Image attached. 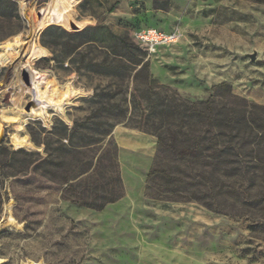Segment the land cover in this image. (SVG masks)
<instances>
[{"label": "rangeland", "instance_id": "obj_1", "mask_svg": "<svg viewBox=\"0 0 264 264\" xmlns=\"http://www.w3.org/2000/svg\"><path fill=\"white\" fill-rule=\"evenodd\" d=\"M22 1L8 0L0 9V53L4 43L31 33V14ZM45 4L37 0L35 11ZM74 14L88 21L78 31L48 25L34 34L45 54L32 65L60 89L71 87L75 97L62 113L22 119L20 137L28 142L23 147L10 140L15 123H4L0 227L8 207L18 226L0 230V264H264V231L250 228L264 222V214L243 210L232 199H218L214 212L195 201L146 197L157 142L149 158L127 154L120 162L114 136L123 127L157 140L153 132L163 122L167 89L202 102L214 86L226 83L234 95L264 106V5L248 0H77ZM47 28L54 34L87 31L92 41L72 53L62 45L48 48L43 43L52 35L41 36ZM149 28L176 33L177 41L148 53L134 35ZM17 51L14 58L0 60V85L19 59ZM9 99L0 92V114L12 116ZM24 100L25 108L28 96ZM115 149L124 196L102 210L64 199L61 177L44 175L51 169L44 159L63 162L69 177L81 168L86 172L80 178L94 169L98 174L105 154ZM17 150L38 156L14 154ZM29 160V169L16 173L14 167Z\"/></svg>", "mask_w": 264, "mask_h": 264}, {"label": "trees", "instance_id": "obj_2", "mask_svg": "<svg viewBox=\"0 0 264 264\" xmlns=\"http://www.w3.org/2000/svg\"><path fill=\"white\" fill-rule=\"evenodd\" d=\"M248 1L264 5V0ZM7 2L0 0V9L4 10ZM53 31L47 28L42 33V37L52 35L44 46L62 45L66 53L92 41L87 31L78 34L64 30L54 34ZM63 37L75 42L60 43L58 38ZM167 92L163 122L153 132L157 150L146 176L145 196L164 201H195L214 212L219 211L218 199H232L241 209L263 215L264 106L234 95L226 83L214 86L212 94L202 102L183 99L172 90ZM14 154L38 156L23 150ZM105 155L104 163L103 158L98 163H102L98 174L94 169V174L80 178L86 172L81 168L69 177L67 170L62 169L63 162L44 159L42 163L51 167L44 175L55 172L54 175L61 177V183L66 184L62 192L64 199L99 211L124 196L117 150ZM32 162L14 167L16 173L26 172ZM250 228L264 231V222H254Z\"/></svg>", "mask_w": 264, "mask_h": 264}, {"label": "bare ground", "instance_id": "obj_3", "mask_svg": "<svg viewBox=\"0 0 264 264\" xmlns=\"http://www.w3.org/2000/svg\"><path fill=\"white\" fill-rule=\"evenodd\" d=\"M28 7L31 14V33L27 39L16 37L2 45L3 52L0 53V60L6 57L14 58L17 50H21L19 59L14 63L8 79L0 87V92L9 94V101L12 105L10 114H0V135L4 131V123H15L12 127L11 142L16 147H23L28 144L25 137H20L21 120L28 117H44L48 111L62 113L65 105L75 97L76 92L71 87L60 89L56 82L47 74L37 71L32 63L45 54L44 50L34 42V34L48 25H61L70 27V24L81 28L88 23L87 20H77L74 14V7L77 0H49L47 6L35 11L36 0L22 1ZM40 16H37V13ZM28 96L29 107L23 106L24 99ZM6 209L5 223L0 227L12 229L18 224Z\"/></svg>", "mask_w": 264, "mask_h": 264}, {"label": "crops", "instance_id": "obj_4", "mask_svg": "<svg viewBox=\"0 0 264 264\" xmlns=\"http://www.w3.org/2000/svg\"><path fill=\"white\" fill-rule=\"evenodd\" d=\"M114 136L118 146V156L120 162L125 161L126 155L142 156L149 158L153 153L157 140L145 133L130 130L126 128H117L114 131ZM124 188L127 193L126 184Z\"/></svg>", "mask_w": 264, "mask_h": 264}, {"label": "built area", "instance_id": "obj_5", "mask_svg": "<svg viewBox=\"0 0 264 264\" xmlns=\"http://www.w3.org/2000/svg\"><path fill=\"white\" fill-rule=\"evenodd\" d=\"M135 40L141 48L148 53L155 51V49L162 45H168L177 41L176 33H164L156 29H143L135 33Z\"/></svg>", "mask_w": 264, "mask_h": 264}, {"label": "water", "instance_id": "obj_6", "mask_svg": "<svg viewBox=\"0 0 264 264\" xmlns=\"http://www.w3.org/2000/svg\"><path fill=\"white\" fill-rule=\"evenodd\" d=\"M27 1H32V0H26L25 2H27ZM36 1H37V0H36ZM45 2H46L45 6H47L49 0H45ZM37 16H38V17L40 16V13H39V12L37 13ZM50 26H51V25H50ZM55 26H57V25H55ZM48 27H49V26H48ZM70 29L73 30V31H78L77 28H76V26L73 25V24H70ZM41 32H42V31H41ZM251 58L253 59V57H251ZM1 86H2V85H0V87H1ZM28 107H29V103L26 105L25 109H28ZM1 138H2V135H0V141H1Z\"/></svg>", "mask_w": 264, "mask_h": 264}]
</instances>
